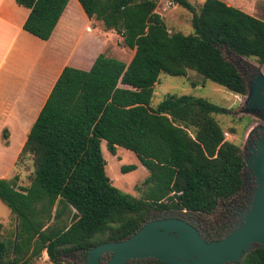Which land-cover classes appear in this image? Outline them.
<instances>
[{
  "label": "trees",
  "instance_id": "16d2710c",
  "mask_svg": "<svg viewBox=\"0 0 264 264\" xmlns=\"http://www.w3.org/2000/svg\"><path fill=\"white\" fill-rule=\"evenodd\" d=\"M68 1L16 0L30 10L23 29L49 39ZM77 1L133 54L100 52L89 70L62 69L18 155L32 156L29 185L17 186V175L0 177V200L18 217L15 244V225L2 237L0 223V264H31L43 251L54 264L66 255L84 264L90 248L130 237L152 210L211 215L224 208L218 224L207 220L215 238L224 237L235 228L224 205L241 194L245 166L215 118L228 110L190 94H168L151 106L153 87L161 72L185 77L191 70L244 94L246 81L221 48L264 65V21L222 0H204L198 10L189 0H168L192 14L191 33H169L158 0ZM2 140L8 144L6 128ZM102 141L112 155L117 147L131 151L147 170L142 197L112 184ZM237 264H264V248Z\"/></svg>",
  "mask_w": 264,
  "mask_h": 264
},
{
  "label": "crops",
  "instance_id": "0c3cea01",
  "mask_svg": "<svg viewBox=\"0 0 264 264\" xmlns=\"http://www.w3.org/2000/svg\"><path fill=\"white\" fill-rule=\"evenodd\" d=\"M29 12L16 0H0V136L8 129V144L0 149L2 178L11 175L62 69L89 70L103 47L101 38L86 30V15L77 0L68 1L47 40L23 29ZM42 254L47 257L45 251Z\"/></svg>",
  "mask_w": 264,
  "mask_h": 264
},
{
  "label": "rangeland",
  "instance_id": "374dc122",
  "mask_svg": "<svg viewBox=\"0 0 264 264\" xmlns=\"http://www.w3.org/2000/svg\"><path fill=\"white\" fill-rule=\"evenodd\" d=\"M204 0H189L196 10L200 8ZM226 4L234 6L250 15H253L264 21V0H222ZM156 12L160 14L164 23L167 26L168 32L173 33L180 31L184 34L192 32L191 17L192 14L169 2L168 0H158ZM86 30L93 32L90 35L100 37L103 42L101 52L109 57H117L120 53H128L132 55L133 52L127 51L124 47L122 37L113 30L106 31L101 24L95 19L86 18ZM83 27V23H79ZM224 58L237 68L243 79L246 81L247 75L260 69L264 74V65L260 64L255 58L244 57L236 54L228 48H221ZM181 95L190 94L197 97L205 98L215 104L227 108L228 113L225 115H215V118L222 126L224 132H228L226 140L232 141L241 146L239 142L240 135L243 131L242 123L237 118L240 109L244 103V97L240 94H235L228 91L222 86H219L209 80H205L201 75L189 70L185 77L170 76L161 72L157 83L153 87V97L151 99V106L157 105L166 95ZM234 130L233 132L231 131ZM4 140H2V133L0 136V149L4 147ZM16 148V144H13ZM101 151L106 160V174L110 178L112 184L122 192L131 194L134 197L140 198L143 196L144 185L143 181L148 175L147 170L141 165L137 157L131 152L121 147H117L115 154H110L105 146V142H101ZM2 155L0 154V157ZM0 164L2 160L0 159ZM136 165V169L127 173L121 171L124 165ZM34 172V164L32 156L24 153L17 157L14 163V169L11 175L7 178L18 176L16 185L26 187L29 185ZM224 208H218L211 215L201 214V219L208 222L218 224L223 218ZM0 223L2 224V237H7L11 234L14 225L15 217L10 209L0 200ZM76 263L73 256L66 255L60 264H74ZM31 264H54L49 261L48 257L43 254L34 260ZM80 264V263H78Z\"/></svg>",
  "mask_w": 264,
  "mask_h": 264
},
{
  "label": "water",
  "instance_id": "95a60500",
  "mask_svg": "<svg viewBox=\"0 0 264 264\" xmlns=\"http://www.w3.org/2000/svg\"><path fill=\"white\" fill-rule=\"evenodd\" d=\"M255 75L256 81L248 83L245 102L248 105L254 99L259 101L264 91L263 72L257 69ZM245 164L253 168L259 186L246 214L223 238L205 241L195 227L178 218L149 220L124 240L90 248L84 264H127L133 258H154L165 264H237L255 247L264 248V136L254 162L247 158ZM17 233L18 217H15L14 244Z\"/></svg>",
  "mask_w": 264,
  "mask_h": 264
},
{
  "label": "flooded vegetation",
  "instance_id": "af4514ba",
  "mask_svg": "<svg viewBox=\"0 0 264 264\" xmlns=\"http://www.w3.org/2000/svg\"><path fill=\"white\" fill-rule=\"evenodd\" d=\"M256 75L254 72L247 75L246 78V92L243 95L244 103L237 116L242 123L243 131L239 142L241 143L240 149L243 153L244 160L249 158L251 163L257 155L260 140L264 136V91H261V99L257 101H249V105L246 104V100L249 94L248 83L255 82ZM263 104V105H262ZM257 176L250 166L246 164L243 168V184L241 188V194L234 198L229 204H225V210L227 212L226 219L232 218V227L234 228L236 223L246 214L247 209L251 205L252 196L255 190L258 188ZM226 205L230 207H226ZM164 218H178L186 221L195 227L201 237L205 241L219 240L212 234L214 229L212 225H209L205 219H201L199 214H186L185 212H160L152 210L150 213V219L148 220H160ZM233 230V229H232ZM223 238V237H222ZM221 239V238H220ZM127 264H165L160 260L154 258H133L127 261ZM225 264H232L231 262Z\"/></svg>",
  "mask_w": 264,
  "mask_h": 264
},
{
  "label": "built area",
  "instance_id": "2783aa9c",
  "mask_svg": "<svg viewBox=\"0 0 264 264\" xmlns=\"http://www.w3.org/2000/svg\"><path fill=\"white\" fill-rule=\"evenodd\" d=\"M228 137V132H224V138L227 139Z\"/></svg>",
  "mask_w": 264,
  "mask_h": 264
}]
</instances>
